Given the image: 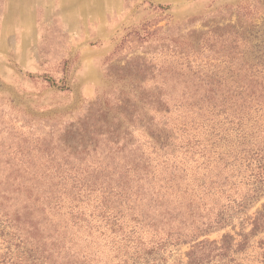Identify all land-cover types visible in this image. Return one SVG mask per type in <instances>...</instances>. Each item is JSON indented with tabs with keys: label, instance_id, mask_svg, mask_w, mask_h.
<instances>
[{
	"label": "trees",
	"instance_id": "1",
	"mask_svg": "<svg viewBox=\"0 0 264 264\" xmlns=\"http://www.w3.org/2000/svg\"><path fill=\"white\" fill-rule=\"evenodd\" d=\"M257 34L247 44L254 52L233 58L232 84L156 85L154 100L135 96L140 106L122 96L114 104L122 120L107 119L106 108L85 118L57 162L0 166L7 261L160 264L166 246L192 243L191 262L208 259L196 250L215 242L197 240L264 194V29ZM263 227L264 209L253 230Z\"/></svg>",
	"mask_w": 264,
	"mask_h": 264
},
{
	"label": "rangeland",
	"instance_id": "2",
	"mask_svg": "<svg viewBox=\"0 0 264 264\" xmlns=\"http://www.w3.org/2000/svg\"><path fill=\"white\" fill-rule=\"evenodd\" d=\"M262 29L264 0H0V166L57 162L85 118L106 108L122 120V96L140 106L135 96L154 100L156 85L232 84L233 58L253 53ZM246 207L197 240L215 242L196 250L210 254L201 264H264V227L253 230L264 194ZM224 236L229 249L216 251ZM193 244L166 246L159 263L200 264L187 256ZM5 248L0 239V264H34L7 261ZM55 257L46 264H71Z\"/></svg>",
	"mask_w": 264,
	"mask_h": 264
}]
</instances>
